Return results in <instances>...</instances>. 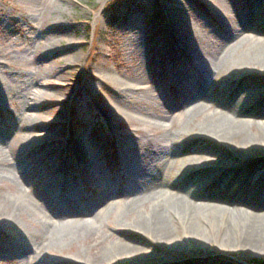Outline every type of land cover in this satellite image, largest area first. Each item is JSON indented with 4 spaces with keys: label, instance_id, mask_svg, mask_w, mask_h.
I'll return each mask as SVG.
<instances>
[{
    "label": "rangeland",
    "instance_id": "obj_1",
    "mask_svg": "<svg viewBox=\"0 0 264 264\" xmlns=\"http://www.w3.org/2000/svg\"><path fill=\"white\" fill-rule=\"evenodd\" d=\"M212 1L0 0V171L4 166L2 150L9 147L18 150L15 151L18 156H14L17 164H13L25 168L21 177L16 175L17 185L22 189L42 188L52 199L62 181L73 180L87 199L79 207L86 206L92 199H100L106 188L97 182L98 170L117 182L121 176L117 167L120 153L115 143L118 135L130 143L142 136L150 138L162 129L163 135L157 138L166 140L181 129L182 123L178 120L172 127H161L153 118L157 111L143 100L145 92L126 87L146 91L157 105L161 104L158 98L163 97L169 106L168 111L165 108L164 111L176 115L177 104L182 100L175 99L186 98L188 92L177 93L167 85L172 83L175 74L192 78L194 73H199V68L194 58L177 55L171 62L176 60L178 67L170 71L172 64L167 62L168 54L163 51L168 45L174 51L177 47L169 33L168 18H176V15L187 18L192 29L211 42L215 35L221 38L216 26L223 27L219 6ZM219 1L228 5L230 0ZM234 1H238V5L245 0ZM258 6L264 16V3ZM259 19L254 18L253 23L261 27L264 22ZM174 27L182 43L178 26ZM240 29L243 34H249L245 27ZM137 78L150 80L144 85L136 81ZM192 80L197 82L198 78ZM198 122L199 119L193 120L189 128L197 126ZM148 123L153 124L152 129H146ZM168 125L166 123V127ZM182 126V129L188 127ZM56 150L58 152L53 154ZM46 158L50 159L47 163ZM261 168L262 165L256 166L252 173ZM58 169L61 170L59 180L57 177L51 180ZM12 184L6 174H0V202L13 206V209L0 208V242L1 238L18 242L15 227L25 234L34 230L33 224L47 225V221L36 214L37 206H31L11 191ZM258 186L255 184L252 190ZM130 187L125 180L119 182L117 188L127 191ZM232 190L216 194L235 198ZM210 217L217 219L219 214L212 212ZM6 219L15 227L8 223L9 226ZM226 219H231V215L227 214ZM102 230L113 238L121 236L109 225H104ZM68 233L69 229H58L52 236H44L41 242L48 247L34 256L32 264H75L71 262L73 259L88 263L90 258L84 243L59 240ZM179 240L184 243L187 239L179 236ZM192 241L203 242L207 248L219 246L220 242L208 234ZM94 244L91 242L89 246ZM74 250L82 257L76 258ZM195 257L198 264L206 260L211 264H264V250L254 251L247 263L230 252L204 257L200 251ZM187 258V254L179 255L169 263L188 264ZM0 264L25 262L19 257L0 255Z\"/></svg>",
    "mask_w": 264,
    "mask_h": 264
},
{
    "label": "bare ground",
    "instance_id": "obj_2",
    "mask_svg": "<svg viewBox=\"0 0 264 264\" xmlns=\"http://www.w3.org/2000/svg\"><path fill=\"white\" fill-rule=\"evenodd\" d=\"M237 2L230 0L227 5L225 1H212L219 6L223 27L214 24L221 38L215 35L211 42L199 36L187 18H168L169 33L177 47L174 51L168 45L163 51L172 64L170 71L178 67L176 60L171 62L177 55L194 58L199 68L192 78L175 74L167 85L177 93L188 92L186 98L175 99L182 100L177 104L176 115L167 112L169 106L163 97L158 98L161 104L157 105L146 91L126 87L145 92L144 102L157 111L154 121L164 129L177 120L182 123L181 129L166 140L157 138L163 135L162 129L150 138L142 136L130 143L118 135L115 143L120 153L119 182L129 181L131 187L127 191H119V182L98 170L97 182L106 188L100 199L79 207L87 199L73 180L71 184L62 181L58 193L49 199L42 188L27 191L17 185L25 170L13 164L18 150H2L4 172L0 174H6L13 182L11 191L37 206L36 214L47 225L33 224L34 230L23 234L6 219L19 238L18 242L1 238L0 255L19 257L25 264H32L34 256L48 247L41 242L42 238L52 236L58 229H69L68 235L59 240L87 246L89 262L71 260L75 264H170V260L183 254L188 255V264H195L200 251L204 257L230 252L247 263L254 251L264 250V23L261 27L253 23L254 18L264 22L258 10V3L264 0H245L238 5ZM174 25L181 32L182 43L176 37ZM240 27H245L249 34H243ZM149 80L136 81L145 85ZM196 119L197 126L189 128ZM147 125L146 129H152V123ZM182 125L187 129H182ZM48 161L49 158L44 160ZM258 165L263 168L252 173ZM60 171L56 170L51 180L58 178ZM255 184L259 186L252 190ZM229 189L235 198L216 194ZM1 207L13 209L6 201L0 202ZM212 212L219 217L212 219ZM227 214L231 215L228 221ZM86 225L91 228H84ZM104 225H109L120 238L106 234L102 230ZM207 234L220 241L219 246L207 248L203 242L192 241ZM179 236L187 240L183 243ZM91 242L95 243L93 247L89 246ZM74 254L76 258L82 257L76 250ZM203 264L211 263L206 260Z\"/></svg>",
    "mask_w": 264,
    "mask_h": 264
}]
</instances>
